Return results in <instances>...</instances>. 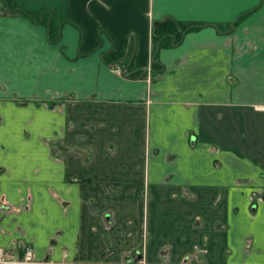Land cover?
<instances>
[{
  "label": "crops",
  "instance_id": "obj_1",
  "mask_svg": "<svg viewBox=\"0 0 264 264\" xmlns=\"http://www.w3.org/2000/svg\"><path fill=\"white\" fill-rule=\"evenodd\" d=\"M8 1L35 20L0 0V248L264 264V0ZM164 21L199 27L155 50Z\"/></svg>",
  "mask_w": 264,
  "mask_h": 264
},
{
  "label": "trees",
  "instance_id": "obj_2",
  "mask_svg": "<svg viewBox=\"0 0 264 264\" xmlns=\"http://www.w3.org/2000/svg\"><path fill=\"white\" fill-rule=\"evenodd\" d=\"M7 8L10 12L18 13L20 15L27 16L33 20H35V16L32 13L26 12L17 6L11 4L8 0H6ZM198 25H179L175 24L171 21H164L162 23H159L158 26L154 29V47L155 50L159 47V45L162 44V41L166 37H170V35H173L174 39L172 42L176 43L179 41L184 33L187 31H190L192 29L198 28ZM123 58V55H118L115 53H110V57L106 58L104 57L105 62L110 64L113 69H116L117 63ZM133 61H131L128 65V67L123 71V76H126L131 79L138 78L142 75V71L140 72H134L133 70ZM152 71L153 72H161L159 69V63L157 62L156 58H153L152 61Z\"/></svg>",
  "mask_w": 264,
  "mask_h": 264
},
{
  "label": "built area",
  "instance_id": "obj_3",
  "mask_svg": "<svg viewBox=\"0 0 264 264\" xmlns=\"http://www.w3.org/2000/svg\"><path fill=\"white\" fill-rule=\"evenodd\" d=\"M118 71V70H117ZM0 264H70L65 261L53 262L47 259L38 261L35 259L31 247L23 250L16 248H0Z\"/></svg>",
  "mask_w": 264,
  "mask_h": 264
},
{
  "label": "rangeland",
  "instance_id": "obj_4",
  "mask_svg": "<svg viewBox=\"0 0 264 264\" xmlns=\"http://www.w3.org/2000/svg\"><path fill=\"white\" fill-rule=\"evenodd\" d=\"M251 194H252V196H253V194L257 195V199H259V201H263L264 200V193L263 192H260L258 194L256 192H252ZM254 199H256V198H254ZM252 204H254V202ZM27 247L28 246H26L25 248H27ZM25 248H23V249H25ZM23 249H21V250H23Z\"/></svg>",
  "mask_w": 264,
  "mask_h": 264
}]
</instances>
